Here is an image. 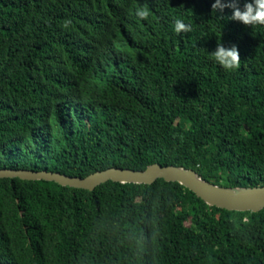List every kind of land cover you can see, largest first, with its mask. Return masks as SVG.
Returning <instances> with one entry per match:
<instances>
[{"label":"trees","instance_id":"1","mask_svg":"<svg viewBox=\"0 0 264 264\" xmlns=\"http://www.w3.org/2000/svg\"><path fill=\"white\" fill-rule=\"evenodd\" d=\"M213 3L0 0V169L175 164L264 186V25ZM219 40L238 69L212 58ZM0 264H264V210L210 206L165 179L91 191L0 178Z\"/></svg>","mask_w":264,"mask_h":264},{"label":"water","instance_id":"2","mask_svg":"<svg viewBox=\"0 0 264 264\" xmlns=\"http://www.w3.org/2000/svg\"><path fill=\"white\" fill-rule=\"evenodd\" d=\"M0 178H20L32 181H51L62 186L94 191L110 181L120 183L152 185L159 179L168 182L178 181L193 190L210 206L242 212L264 210V186L226 187L203 178L198 171L178 165L163 166L159 163L145 170L113 167L90 174L87 177H74L59 172L35 171L27 169H0Z\"/></svg>","mask_w":264,"mask_h":264},{"label":"clouds","instance_id":"3","mask_svg":"<svg viewBox=\"0 0 264 264\" xmlns=\"http://www.w3.org/2000/svg\"><path fill=\"white\" fill-rule=\"evenodd\" d=\"M232 9L230 20L239 21L247 26L264 25V0H245L243 8L239 6V0H214L212 11H215L221 18L225 17L224 10ZM137 15L147 19L149 11L141 9ZM191 25L185 24L182 20L175 21V32H190ZM212 58L225 70L238 69L241 65V58L238 47L232 45L225 47L220 40L217 42L215 51L211 52Z\"/></svg>","mask_w":264,"mask_h":264}]
</instances>
